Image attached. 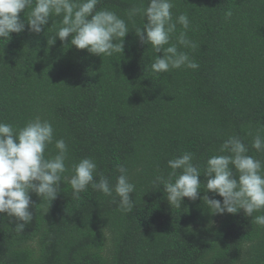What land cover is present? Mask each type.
<instances>
[{
    "label": "trees",
    "instance_id": "trees-1",
    "mask_svg": "<svg viewBox=\"0 0 264 264\" xmlns=\"http://www.w3.org/2000/svg\"><path fill=\"white\" fill-rule=\"evenodd\" d=\"M140 2L102 0L98 7L127 20ZM30 11L20 13L23 31L0 39V120L16 127L36 115L50 121L68 145L67 177L73 163L91 157L115 184L123 165L136 186L135 206L125 212L114 192L90 186L73 198L67 179L51 202L30 191L33 220L23 233L0 213V264H264V227L243 210L214 214L202 199L223 200L206 191L203 170L229 137L264 159L251 147L264 135V0H175L174 18L188 15L187 36L197 44L179 50L199 68L167 73L151 70L163 52L142 43L132 21L123 53L109 57L76 48L71 37L51 44L62 18L50 17L35 33ZM182 30L177 24L175 35ZM55 152L49 145L46 155ZM185 152L200 165L201 191L177 207L153 181L167 179V161Z\"/></svg>",
    "mask_w": 264,
    "mask_h": 264
},
{
    "label": "clouds",
    "instance_id": "clouds-1",
    "mask_svg": "<svg viewBox=\"0 0 264 264\" xmlns=\"http://www.w3.org/2000/svg\"><path fill=\"white\" fill-rule=\"evenodd\" d=\"M102 0H0V39L9 40L10 34L25 29L20 13L27 16L29 30L42 31L49 18L61 17L60 26L51 37V44L58 37L61 41L69 37L71 45L78 49H87L89 53L111 57L114 53H123L124 37L132 29L140 41L150 44L156 55L151 62L155 73H167L171 69L186 67L198 69L199 64L190 59L180 47L195 49L197 44L190 40L187 31L190 20L186 13L174 18L172 9L175 0H144L133 5L127 11V20L117 12L99 8ZM228 15H231L229 12ZM140 16L144 23L136 25L134 17ZM177 24L182 27L178 35ZM53 25V23H52ZM175 35V43L172 42ZM52 123L39 115L29 119L22 127L0 120V213H6L16 221L15 231L23 233L25 226L33 220L32 204L29 192L52 201L61 192L62 179L71 185L73 198L79 199L89 186L94 191L112 197H119V207L125 212L134 208L132 195L135 184L130 180L128 169L117 165L119 175L115 184L107 176L98 173L97 162L91 157L81 158L71 165L69 171L68 145L63 138L55 137ZM56 149L55 154L46 152L49 145ZM257 153L264 152V135L257 134L252 141ZM194 154L185 152L167 161L171 171L167 179L157 176L154 185H164L167 200L173 206L180 207L184 197L196 200L201 191V168L194 163ZM139 171V169H138ZM207 177L204 184L207 192L223 198L202 199L214 214H236L243 210L246 217H252L258 226L264 227V159L249 155V147L238 136H231L223 142L219 154L210 156L203 170ZM99 179H96V176ZM173 177H175L173 181Z\"/></svg>",
    "mask_w": 264,
    "mask_h": 264
}]
</instances>
